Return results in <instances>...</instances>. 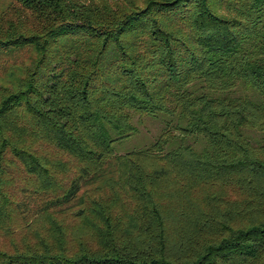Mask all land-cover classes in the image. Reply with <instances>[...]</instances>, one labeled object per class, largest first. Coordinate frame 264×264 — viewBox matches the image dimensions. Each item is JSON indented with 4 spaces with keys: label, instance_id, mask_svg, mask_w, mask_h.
<instances>
[{
    "label": "trees",
    "instance_id": "trees-1",
    "mask_svg": "<svg viewBox=\"0 0 264 264\" xmlns=\"http://www.w3.org/2000/svg\"><path fill=\"white\" fill-rule=\"evenodd\" d=\"M0 264H264V0H0Z\"/></svg>",
    "mask_w": 264,
    "mask_h": 264
},
{
    "label": "rangeland",
    "instance_id": "rangeland-1",
    "mask_svg": "<svg viewBox=\"0 0 264 264\" xmlns=\"http://www.w3.org/2000/svg\"><path fill=\"white\" fill-rule=\"evenodd\" d=\"M133 121L138 131L123 141L115 142L113 147L116 152L123 153L127 150L149 145L159 134L163 125L159 118L150 115L135 114ZM195 143L201 146L202 141L198 139Z\"/></svg>",
    "mask_w": 264,
    "mask_h": 264
}]
</instances>
